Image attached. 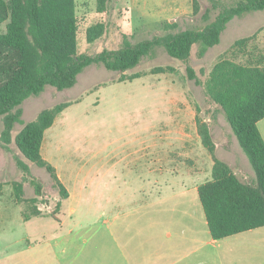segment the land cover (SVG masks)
Wrapping results in <instances>:
<instances>
[{"label": "rangeland", "instance_id": "rangeland-1", "mask_svg": "<svg viewBox=\"0 0 264 264\" xmlns=\"http://www.w3.org/2000/svg\"><path fill=\"white\" fill-rule=\"evenodd\" d=\"M197 1L200 7L198 14L194 13V0H110L105 13L98 12L97 0H76L79 24L78 54L96 56L105 50H119L125 45H135L165 36L172 32L166 30V23L177 24L176 31L203 29L214 21L218 11L212 9L210 0ZM221 1L226 5H233L240 0ZM208 10H211V14L205 19L204 15ZM100 22L106 25L105 34L94 43H89L86 37L88 28ZM5 31L6 24L0 26V33ZM248 37L252 39L244 52L232 48L236 41ZM198 50V45H195L187 64L170 57L164 48H156L149 56L143 58L135 69L124 73L127 76L134 73L143 76L127 82H121L122 73L109 71L103 64L91 65L79 75L75 87L65 91L47 87L41 95L26 100L22 105L23 123L36 120L43 110L57 104L79 100L57 118L56 125L46 132L45 140V149L48 151L52 147L47 157L52 163H56L59 172L65 175L64 179L67 180L69 187H72L75 181L72 179L74 175L60 167L65 162L60 159L59 151L78 152L81 158L84 156L90 158L92 150L103 151L115 148L117 152L123 153L124 150L136 147L135 139L131 138L130 134L137 130L134 127L136 124L140 125L137 123L140 119L144 120L148 117L149 124H154L151 120L155 116L169 117L178 113L184 102L191 105L190 112H195L197 120L213 125L212 130L218 143L223 141L221 139L223 137L225 139L228 137L231 142L234 135L231 126L220 107L207 97L200 82H205L214 65L222 58L246 64L255 62L264 54V11L248 13L232 20L224 31L220 44L210 48L204 57L198 56ZM188 65L194 69L198 80L189 78ZM168 66L176 69V73L151 74V70L155 67ZM23 126V124L15 125L12 131L13 139ZM2 129L3 123L0 120V133ZM226 155V151L221 148L219 158H226ZM17 157L29 165L30 174H25L19 169ZM249 169L253 175L250 180H254L255 174L250 164ZM58 170L57 174H59ZM192 172L191 169L179 171L180 174L185 175ZM81 174L84 176L90 174V171H81ZM136 175L133 173L132 178H137ZM31 178L37 179L43 186V195L38 198V208L42 215L24 222L23 213L30 214L32 204L28 202L19 206L14 202L12 183L23 182L25 198L32 199L35 197V189L30 184ZM107 179L106 173L102 187L105 194H107ZM184 179L187 181L186 178ZM0 183L4 184L3 192L0 194L1 257L3 252H7L4 250L7 247L28 245L26 238L34 245H45L54 244L57 237L67 235L66 243L78 238L84 239L82 245H93L92 238L97 235L100 226L97 225L99 218L93 202L91 185L85 187L81 196L83 200L72 202L76 214L70 217V206L68 210L65 208L66 201H62L53 179L45 169L30 163L14 141L9 150H5L0 144ZM164 185L165 195L179 192L177 188L179 185L177 183L173 185V179H165ZM140 186L142 189L145 186L148 189L147 196L143 193L141 203H148L147 211H155L156 208L163 207L167 209L177 204L168 200L162 203L156 194V188L151 190L154 193L149 192L151 186L145 184L144 177L142 180H136L133 189H139ZM174 187L176 189L172 191ZM59 202L63 205L60 209L57 208ZM156 204L158 206H155ZM100 228L101 234L97 242L106 243V230L103 226ZM71 229L73 232L69 233ZM40 231L46 234L41 235ZM5 260L7 261L5 264H11L10 257Z\"/></svg>", "mask_w": 264, "mask_h": 264}, {"label": "trees", "instance_id": "trees-1", "mask_svg": "<svg viewBox=\"0 0 264 264\" xmlns=\"http://www.w3.org/2000/svg\"><path fill=\"white\" fill-rule=\"evenodd\" d=\"M212 9L218 11L214 21L203 29L176 31L177 24L166 23L165 36L125 45L114 51L105 50L96 56L78 54V17L76 0H0V120L3 129L0 144L10 149L14 141L17 148L32 164L47 171L59 190L62 201L68 200L69 191L57 174L56 168L44 159L42 146L46 132L57 118L73 103L63 102L43 110L36 120L23 123L22 105L32 96H39L47 87L65 91L76 86L78 77L94 64H103L109 71L122 73L121 82L134 81L143 75L124 73L135 69L143 58L156 48H164L167 54L183 63L190 60L193 47L198 45V56L204 57L210 48L220 44L228 24L248 13L264 11V0H240L226 5L221 0H210ZM110 0H97V10L105 13ZM199 3L194 0V13ZM208 10L204 18L210 17ZM106 31L102 22L92 25L86 32L87 41L94 43ZM175 31V32H173ZM252 38L235 42L233 49L244 52ZM188 76L198 80L194 69L187 66ZM173 67H155L153 75L173 74ZM203 85L207 97L223 111L239 145L249 159L255 178L246 182L239 178L226 162L217 157L216 144L211 127L197 120L202 145L212 155L214 165L212 180L198 188V195L205 212L211 235L216 240L264 227V139L258 128L264 120V54L255 62L239 63L229 58L218 61ZM16 124L23 129L13 139ZM19 169L30 174L29 165L16 158ZM35 197L25 198L24 183L14 181V202L17 205L31 203L30 214L23 213L25 221L42 215L38 198L43 186L35 178L30 179ZM4 184L0 183V194ZM62 202L57 208L62 207Z\"/></svg>", "mask_w": 264, "mask_h": 264}, {"label": "crops", "instance_id": "crops-1", "mask_svg": "<svg viewBox=\"0 0 264 264\" xmlns=\"http://www.w3.org/2000/svg\"><path fill=\"white\" fill-rule=\"evenodd\" d=\"M75 102L79 100L72 103ZM181 105L180 112L169 117L155 116L151 120L154 124H149L148 117L140 119L137 122L140 125L134 127L137 130L130 134L136 147L123 153L115 148L92 150L90 158H81L78 152L59 151L60 159L66 164L60 167L74 175L72 187L68 186L56 163L47 157L52 147L48 151L45 149V134L42 155L58 170L59 178L69 191L65 208L68 210L70 206V217L76 214L72 202L83 200L85 187L91 185L99 218L97 225L106 230V243L97 242L100 227L92 238L93 245H82L84 239L78 238L71 239L72 245H67V235L57 237L54 244L45 245H34L26 238L28 245L5 248L7 252L0 256V264H5L9 257L11 264H264V227L221 240L212 237L198 188L212 180L214 161L201 143L197 117L195 112H190L191 105L188 102ZM209 125L217 157L221 148L225 150L226 158L219 159L229 164L239 178L252 182L249 159L238 145L235 134L231 142L223 137L218 143L213 125ZM258 128L264 139V120L259 122ZM185 169L193 172L179 173ZM85 170L90 174L82 176L81 171ZM104 171L108 175L107 194L102 189ZM133 173H138L139 180L144 177L145 184L151 186L150 193L156 188L162 203L168 200L177 204L147 211L148 203H141L148 189L146 186L133 189L138 180L132 178ZM165 179H173V185H179V192L165 195ZM72 232L71 229L69 233ZM39 234L46 233L40 231Z\"/></svg>", "mask_w": 264, "mask_h": 264}]
</instances>
